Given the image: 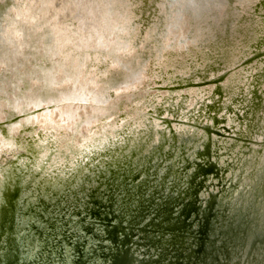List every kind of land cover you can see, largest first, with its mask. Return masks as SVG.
Returning a JSON list of instances; mask_svg holds the SVG:
<instances>
[{
    "label": "rangeland",
    "instance_id": "obj_1",
    "mask_svg": "<svg viewBox=\"0 0 264 264\" xmlns=\"http://www.w3.org/2000/svg\"><path fill=\"white\" fill-rule=\"evenodd\" d=\"M10 1H14L15 4L18 2L26 4L27 1L29 4L30 2L29 9H21L23 11L29 10L28 14H26V19L29 20L37 15V19L41 21L40 19H43L46 13L48 15V24H51V21L52 24H54V21L50 20L49 16L52 13L43 12L45 11V2H40L41 0ZM115 1L105 4L104 7L110 10V7L113 6L112 12L118 14V11L115 10L118 4H115ZM4 2L5 0H0V4ZM240 2L239 0H232L231 5L234 8L236 7L237 11L239 9L237 14L241 13L243 15L240 24L245 26L247 23L246 25L249 26L248 29L252 28L251 35H249L250 38L248 40L244 38L243 41H240L239 38H241L242 35L239 34V37L235 38L237 43L240 42L236 49L237 52L235 51L238 58L234 59L233 57L231 60L232 62L226 60L220 61L219 55H215V63H213L214 67L212 68L206 66V60H202V57L196 59L195 51L197 49H188V53L185 51L186 53L179 58L181 62L175 60L177 58L176 56H171V60L169 61L166 49L171 51L174 47L172 48V41H170L172 37L166 36L167 30L169 29L165 27L167 21H169L168 17L166 22L164 18L161 20L160 15L163 13L164 16L162 7L155 10L157 15L149 12L141 14V9L139 7L140 2L136 0L131 5L130 9L129 7L126 9V0H124V17L126 16V19L119 18L122 22L118 25L123 27L121 31L122 34H115L114 36L113 33H110L108 38L105 34L106 32L100 34L102 37L97 36V39H102L99 40L101 43H97L98 40L94 37L92 32H87L88 35L85 36V31L79 32L76 29V35L72 37L70 35L72 33L70 28L71 26L74 27L75 22L72 19L71 23L70 17H66L64 20L59 17V24L60 26L62 25V29L64 28L61 34L65 37L71 36L72 39L68 40L66 38L64 46H66L67 49L64 46L60 48L62 45L59 43L56 44L60 52L53 54L52 51L48 50L47 42L42 40L43 34H46V32L39 28L43 25H38L36 28L39 29L41 37L40 35L36 36L38 38L36 48L33 49L29 47V49H27L24 46L25 57L22 58L23 61H27V69L34 72L33 77H29L26 70H22L23 68L21 67H18L19 73L11 72V66L14 65L15 62H11L12 64H9L7 68L0 70V167L2 166L0 171V187L1 184L7 183L10 180L12 177L10 172L19 174V176L22 177L20 180L21 183H27L30 180L32 170H39L38 172L40 173L35 175V177H33L34 179L32 178L33 180L28 182L29 188H26L24 191V194H31V192H33V195L21 201V204L24 202L25 206H28V203H30L29 205L33 207L32 209L40 208L36 205L39 204L38 198L40 196L46 198L43 194L44 190H53L54 188L49 186L46 187V185L54 183V180L51 181V175L55 173L53 171L55 170V166H51L50 163L53 161L54 153H57V151L54 149L55 147L49 146L52 154L48 156L49 151L44 153L45 147H38L39 143L41 144V138L45 139L47 136L45 129L41 127V119H44L47 114H49V110H55L58 107L57 103L60 102L58 110L49 114L54 118H58L60 121L63 119L59 117L60 110L67 109L68 105L64 104V100H61V98L57 97L56 101H53L52 95L49 96L47 94V97L45 94H42V99L39 98L37 106H35L33 102L27 101V96H29L31 90L29 87L24 86L22 79L27 78L30 87H32L31 85L33 83L42 86L45 79L42 77L50 79L51 86L55 88L70 86V82L66 77L60 83H55V80H53V78L55 79L58 76L62 77L65 75L63 67L57 64L60 59H65L64 63L68 66L66 69L68 75H71L72 71H74L79 75V81L87 82V89L82 93L85 95L86 99L84 101H79L77 99L73 101L70 100L68 103L72 105V109L76 112L74 120L70 122L64 119L65 121L62 120L59 122L60 127L69 128L71 125L74 126L75 123L78 122V128L81 131L93 125L92 119L88 120L86 118L85 120L88 121L85 123V121L80 118L82 116L84 118V110L87 111L88 114L94 113L89 110L91 103L94 107H105V109L111 107L110 110H112V112L108 113L110 115L109 118L113 120L114 125H117L116 128L119 127L118 131H114L115 133L113 135L115 136L112 137V140L116 139V144L123 143L124 136L128 134L127 129L138 123L139 126H137L136 129H141L142 131L135 133V136L144 135L145 131L146 133L149 130L152 131L154 140L152 143L150 142L151 146L148 147V149L145 148L142 153L131 155V151L129 150L130 145L128 144L125 148H119L116 151L121 161L119 166H112L113 169L117 171V174H115L112 180L113 184L120 182L122 179L128 183L127 187L136 185L139 180L142 181L143 179L152 180L149 181L152 183L156 181L155 178L161 180L162 176L166 174L167 165L175 159L177 152H182V148L187 150L182 156H188L191 160L198 163L207 160L205 155L196 156V151L193 149L194 147L186 149V147L194 144L192 142L194 137H199L195 143V145L198 144L199 146H195V148L201 152L204 151V144H202V142L206 139L210 140L209 149L211 160H214L217 156L220 161L224 158L231 160L232 158L230 157L237 155L236 152L239 150L246 151L250 148L262 149L264 145V0H249L247 4ZM59 3L58 5L55 4V10L50 8L55 14H59V12L61 14L66 1L59 0ZM16 5L19 6V4ZM21 6L23 8L25 5L23 6L21 4ZM8 10H10L12 14L15 12L11 6ZM126 10L129 11L128 15H126ZM41 14L42 17H40ZM241 14H238L239 17ZM116 17L117 15L115 18ZM23 18L24 17H22V19ZM111 18L113 24H115L116 20L113 19V17ZM47 19L45 16V20ZM75 20L78 24L76 26H79L80 21L77 16ZM19 22L21 21L19 20ZM1 27H3L2 23ZM56 32L57 31L54 29L53 33L55 36L59 33ZM14 35L16 34L14 33ZM178 36L175 35V39H178ZM183 38L185 37L183 36ZM86 40L88 41L86 42ZM115 40L114 49H117L118 55L121 56L120 60L124 64H121L122 62L119 60H109L106 55H103L102 57L106 60L104 67L107 70L113 68V71L109 73L116 70L123 71L124 74L120 75H125L122 79L124 81H122V83H115L112 80L106 83L99 79V81L95 83L94 80L100 78L98 77L100 74L96 70L95 65V60L98 56L96 50H100L101 53L113 50L109 45ZM26 41H30L29 37L26 38ZM124 41L130 48L129 55L122 54L123 49L120 47ZM159 51H161L162 54ZM175 51L178 52L177 49H175ZM198 51L200 52V50ZM202 53H200V56L203 55ZM91 54L93 61L90 56ZM80 55L84 56V59L81 58L82 61L91 60L92 62L88 65L86 64L87 62L82 63L79 68L78 59L82 57ZM34 56L36 58H33ZM18 59H21V57ZM181 63L186 66L184 69L182 66L179 67ZM126 65L129 67L127 68ZM49 68L50 70L46 73L45 71ZM105 68L102 69L103 77L106 76L105 73L107 74V72L104 73L106 70ZM41 69H43V71ZM21 72L24 75L23 78H21L23 76ZM48 73L50 74V78L47 76ZM232 78L234 80L233 83L231 82ZM11 81H14V83ZM46 81L47 80H45V82ZM75 85L78 87L77 83H75ZM100 85L109 87L108 96L107 98L106 96H102V98L96 100L94 96L90 95L88 92L90 90L91 92H97L98 89L102 88L99 87ZM77 91L81 94L79 90ZM134 96L137 99L135 98V100H133L132 97ZM258 96L260 98H258ZM46 100L48 101L47 103ZM258 101H260L263 107L259 113L262 118L260 122V124H262V132L260 134L250 131L251 127H249V124L252 123L249 119L251 111ZM115 102L121 105V107H116V105L113 104ZM127 102H129V104L131 103V106L134 105L135 108L130 110V106ZM12 104L17 105L18 108H12ZM106 106L109 107L106 108ZM27 109L30 111L26 112ZM133 111L140 112L139 116H141V118L135 119L130 117L131 124L128 123L129 121H125L122 125L125 115ZM34 117L35 122L33 120ZM109 118H107V120ZM116 128H114V130ZM125 128L126 130H124ZM172 132L176 135L175 146L177 150L175 151L173 147L169 146V144L173 143ZM4 134H8L9 137ZM193 134L194 136H192ZM144 137H146V135H144L143 138ZM164 137L167 142L162 145V152L171 151L174 155L170 158H167L166 155L163 154L162 156H153L150 151L151 148L158 145L159 142L165 141ZM181 138L187 139L184 142ZM118 139H120V141H118ZM76 143H79V141H76ZM129 144L131 143L129 142ZM110 146L111 144L109 147ZM107 150L108 155L105 154ZM79 161L80 164L78 168L80 174L77 175L71 188L77 191L76 197L80 198V200H83V198L85 200H90V196L86 194V190L80 192L79 188H86L88 186L87 178H85L86 176L92 174L98 177V169L107 168V164L111 161L110 148L102 147L96 150V152L91 151L88 156H80ZM36 165L44 167L43 170L42 167H36ZM72 166H75V163H73ZM176 166L177 165L173 163L172 168ZM109 167L111 166L109 165ZM142 167L147 168V174L137 170ZM123 168H125V173H122ZM128 168L133 169L134 173H132V175L138 174L133 181H130L132 175L129 174ZM191 171L192 168L187 170L188 173ZM72 172H68L67 175H70ZM2 173H5V176L2 175ZM107 174L108 178H110L111 174L109 171ZM173 176L174 175L171 173L166 177L163 189L165 191L162 197L159 198L157 194L153 196L152 199L154 202L151 205L154 208L148 205L145 211L143 210L145 213L142 211L144 215L142 221L135 225L139 230H136V228L134 229L133 226V218L138 214V209L135 205H130L132 209L125 217L126 220L131 221L128 225L133 226L132 232H134V236L128 238L138 243L144 241V243L137 245L135 255L147 258L151 256V259L154 260L151 264H168V260L173 259V256L170 254L175 253L171 245L163 243V246H167V249L170 251L166 254L165 259L162 260L164 256H162L161 251L163 250L160 245V241L164 238L165 240H169L170 237L173 236L172 233L162 228V226L166 225V222L162 220L161 207L164 203L162 204L161 202L166 199V197L171 196V194L174 197L183 195V192H180V195H178V179H173ZM208 177V180H210L209 182H211L208 189L213 192H218L219 186L216 183L217 179L214 178L213 175H209ZM68 178L71 179V177ZM183 178L179 180V184L182 186L181 188L185 189L186 185ZM48 180H50V183L47 182ZM110 180L111 178L108 181L110 182ZM65 182L66 180L63 179V186L60 185L62 192L65 193L64 202L63 199L60 201V207L62 209L58 210V206H55L53 212L49 213V215H54L52 220H54L55 224L53 226L45 225V233L43 232L41 236L35 233V229L30 228L31 223L33 221L35 222V217H31V211L29 210L30 212H28L23 206L26 212L25 214L23 213L20 218H17L20 219L19 221L22 220L19 230L20 233L15 234V236L20 235L16 237L18 239L16 240L18 242L17 247L23 254H27V260L31 262V264H110L112 260L107 257V254L109 249L114 247V244L108 237V230H110V227L105 225L107 223L104 218L105 215L97 217L98 214L96 211L92 212V206L96 205L90 201L75 206L74 204L77 199L74 194H70L68 199L67 196L71 190H64ZM94 182L93 180V184ZM116 186L118 187L119 185ZM120 186H122V184ZM173 189L174 191H172ZM202 189H204V187ZM110 191L111 190H106V193H110ZM201 191L202 190H200V192ZM203 192L204 194L202 195L207 197V192ZM92 193L96 192L93 191ZM146 193L144 197L148 199V194L150 192L146 191ZM49 195L52 197V193L49 192ZM131 201L136 202L133 199ZM149 201L150 198L144 203H149ZM203 201L204 199H202L204 205ZM136 204H138V202H136ZM174 214H176V211ZM107 216L111 218L110 214ZM192 216L193 213L190 214V217ZM189 220L190 218H187L186 222H189ZM39 223L45 224L44 222ZM109 223L115 224L116 220L113 218L109 220ZM123 223L126 224V222ZM22 225H25V227L22 228ZM159 225L161 227H159ZM190 225L191 226L186 230L187 232L183 231L184 252L188 251L185 246L187 247V242L191 241V235L196 228L193 223ZM142 227L147 230L146 233L140 230ZM189 232L191 233L190 236L188 235ZM140 236H145V239L142 240ZM117 237L122 238L123 236L118 232ZM180 238L181 237H179V239ZM0 239L3 240V237ZM6 244L5 242V247ZM135 245L133 242L130 243V247L132 248L135 247ZM94 248L96 253L92 255V249ZM0 252H3V249H0Z\"/></svg>",
    "mask_w": 264,
    "mask_h": 264
},
{
    "label": "water",
    "instance_id": "obj_2",
    "mask_svg": "<svg viewBox=\"0 0 264 264\" xmlns=\"http://www.w3.org/2000/svg\"><path fill=\"white\" fill-rule=\"evenodd\" d=\"M134 1L135 0H127L126 5L129 7V9L131 8V5L134 3ZM136 1L140 2L139 7L141 9V14L144 12L156 14L155 10H158L160 9V7H162V9L164 10V16L163 13L162 15H160L161 20L164 18L166 22L168 17L169 21H167L165 27L169 29L167 30L166 36L172 37L170 41H172V48L174 47L178 50V52L176 53L177 58L175 59L178 62H181L179 58L181 55L186 53V49H197L195 51L196 59H200L199 57H202V60L204 59L205 50H200V47H203L202 44L204 43V38H206L205 35L207 34V28L205 22L210 21L208 17L213 16L211 22L214 23L213 27H211V29L209 30L208 35L222 30V25L223 23H225V20H222L224 19L223 17L226 11L225 4L227 0L224 2L225 4L223 7H219L217 5H221L224 0H206L210 1V3L214 2L213 4H216V8L212 13L205 15L204 19L202 17L204 16V12L198 17L191 16L189 13L191 9L193 10V8L191 7H189L190 9H188V12H185V9L183 10L182 7L179 10L180 12H178L176 10L178 4H176L174 0ZM228 1L232 2V0ZM10 4H12V2L9 0L7 7ZM16 4H19L20 9H29L28 1L26 2V4L19 2ZM21 4L25 6L22 8ZM115 4H118L115 7V10L118 11V14L114 13V15L112 16L116 21L115 24L111 25L110 31L114 32V34H120L123 27L118 26L120 22H122V20L119 18H126V16L124 17V0H116ZM9 7L7 8V10L9 9ZM202 10H204V8L200 9V12ZM128 13L129 11H127V15ZM116 15L117 17L115 18ZM40 17H42V14ZM8 23H10V21ZM85 32L84 35L87 36L88 31L86 33ZM111 32L107 33L106 31L107 34H105L107 38L108 34H110ZM175 35L178 36V39H175ZM183 36L185 38H183ZM79 39L81 38L79 37ZM239 40L242 41L241 38H239ZM21 43H24L26 48L28 45L32 46L31 43L25 41V38L22 41H19L17 43L16 50H14V54L10 58H6V65H9L14 55L15 57L18 56V58L21 57L20 60L25 57V51H23L22 47L20 46ZM239 44L240 42L236 43V46L238 47ZM198 50H200V52ZM96 51L98 53H101L100 50ZM111 53L112 54L110 55L112 57V60L117 61L119 56L117 53V49L115 50L113 48ZM200 53H202L203 55L200 56ZM235 54L236 53H234V55ZM232 59L233 57H231V60ZM223 61H225V59ZM226 61L228 60L226 59ZM113 74H117L115 75V77L118 76V73ZM122 79L123 77L118 78L114 82L122 83V81H120ZM135 98V96L132 97L133 100H135ZM258 98L260 97L258 96ZM127 103L129 104V102ZM107 107L109 106H106V108ZM132 107L134 108V105H132ZM262 108V104L260 102H256L253 106L249 118L252 122L249 124V127H251L250 131L255 132L256 134H260L262 132V124H260L262 118L259 114ZM89 117L90 116L88 115V120ZM74 118L72 120H74ZM80 118H82L85 123L88 121L85 120L86 118H83V116ZM140 118L141 117H139L138 119ZM128 123H130V121ZM137 126H139V123L127 129L128 134H126L127 136H124V141L122 144H116V139L112 140V137H107L108 141L103 146L101 145L99 147L95 146L93 148H83L80 156L88 155L91 151L96 152V150L102 147L110 148L111 161L107 164V168L98 169V177L92 174L86 176L85 178H87L88 186L86 188H79L80 192L86 190V194L90 196V200H85L84 198L83 200H80V198L76 197L77 191L71 188V186H73L72 183L77 178V175L80 174V170L78 167L70 175H66L64 177V179L66 180L64 184V190H71L67 196L68 199L70 194H74L77 199L74 204L75 206L90 201L91 203L96 205L92 206V212L96 211V213L98 214L97 217H99L100 215H105L104 218L107 221L105 225L110 227V230H108V237L113 242L115 247H111L107 254V257L112 260L110 264H151L154 261L153 259H151L150 255V257L148 258L138 257L137 255H135L137 251V245L140 243H144V241L138 243L130 240L128 237L134 236L132 228L134 226L135 229V225L142 221V218L144 216L143 213H145L144 211L146 207L154 202V200L152 199L153 196L157 194L159 198L162 197L165 191L163 189L166 177L171 173L174 175L173 179H178V195H180V192H183V195L180 197H174L171 194V196L166 197V199L162 200L161 202L162 204H165H163L161 207V215L162 220L166 222V225L162 226V228L173 234V236H171L169 240H165L164 238L162 241H160V245L162 246V250L164 251H161L162 256H164L163 258L159 254L162 260L165 259L166 254H168L170 251L169 249H167V246H163L164 243L167 245H171L173 247V250L175 251V253L170 254L171 256H173V259L168 260V264H264V145L262 146V149L250 148L246 151L239 150V154L238 152H236L237 155H235L234 157H230L232 158L231 160L224 158L222 159V161H220L218 156L214 160H211L209 149L211 143L210 140L206 139L204 140V142H202V144H204V151L201 152L197 150V148H195V146H199L198 144L195 145L199 137H194L192 139V142L194 144L186 147V149L194 147L193 149L196 151V156L205 155L207 160H203V162L198 163L191 160V158L188 156H182V154L187 152L185 148H182V152H177L175 155V159H173V161H171L167 165L166 174L162 176L161 180L155 178L156 181L152 183L149 182L152 180L143 179L142 181L139 180L136 185L128 187V183H126L124 179L120 180V182L116 184H113L112 180L114 179L113 177L115 176V174H117V171H115L112 166H119V163L121 161L118 158V154L116 153V151L119 148L123 149L126 146L130 145L129 150L131 151V155L135 153H142L145 148L148 149V147L151 146V143L154 140L151 130L147 131V133L146 131L144 132V135H146V137L144 138V135H139L138 137L135 136V133L142 131L141 129H136ZM124 130H126V128ZM192 136H194V134ZM172 138L173 143L169 144V146L173 147L175 151L177 150L175 146L176 135L173 132ZM74 139L76 140L75 137ZM77 139L81 141L79 136L77 137ZM181 139H183L185 142L187 138ZM129 142L131 144H129ZM165 142H167L166 139L163 142H159L158 145L153 146L150 150L151 154L153 156H162L163 154L166 155L167 158L173 156L174 153L171 151H166L164 153L162 152L161 148ZM110 144L111 146L109 147ZM49 146L53 148L55 147V145H52V143ZM107 152L108 150L105 152V154L108 155ZM69 154H71L73 157L68 155L67 153V155L64 156V164H62L61 166L55 159H53L50 165L55 166V168H57L56 170H58V173H60L64 171V169L66 170V168H68L70 164H80V157L75 156V153L73 151ZM173 163L177 166L172 168ZM109 165L111 167H109ZM43 168L44 167H42V170ZM189 168H192V171L188 173L187 170ZM128 170L129 174L132 175V173H134L133 169L128 168ZM137 170L140 172H144L145 174L148 173L147 168L144 167H142L141 169L138 168ZM108 171L111 174L110 182L108 181L110 178H108L107 176ZM124 171L125 168L122 169V173H125ZM39 173L40 172H36L35 175H38ZM2 175L5 176V173H2ZM10 175L12 176H10V180L7 183L1 184L0 187V238L3 237V240L0 239V249H3V252H0V264H31V262L27 260V254H23L22 251L17 247L18 242L16 240L18 239L16 237L20 235L15 236V234L20 233V225L22 224V220L19 221L20 219L17 218H20V216L23 213L25 214L26 212V210L24 209L25 204L24 202L23 204H21V201L30 196L29 193L24 194V191L26 190V188H29L28 182L33 180V177H35V175H32V177L30 176V180L27 183H21L20 180L22 177H20L16 172L14 174L10 172ZM137 175V173L133 174L130 178V181H133ZM209 175H213V177L217 179L216 183L219 186L218 192H213L212 190L208 189L210 186L209 184L211 183L209 182L210 180H208ZM68 177H71V179ZM182 178L186 185L185 189L181 188L182 186L179 184V180ZM59 179L60 178H57L53 184L46 185V187L49 186L54 188L53 190H44L43 194L46 198H42L41 196L38 198L39 204H37L36 206H39V209H32L33 207H30V211L32 213L31 217H35V222L33 221L31 223L30 228L35 229V233H38V235L40 236L43 234V232L45 233V225L53 226L55 224L54 220H52V217H54V215H49V213L53 212L55 206H58V210L62 209L60 207V201L63 199L64 202L65 193H63L60 188L61 186H63V179L62 181ZM93 180L95 181L94 184ZM47 182L50 183V180H48ZM121 184L122 186H120ZM116 185L119 186L117 187ZM203 187L204 189H202ZM106 190L111 191L110 193H106ZM200 190L202 191L200 192ZM93 191H95L96 193H92ZM146 191L150 192L148 194L150 201L149 203H146L147 205L144 203L149 199L144 197V194H147ZM172 191H174V189ZM203 191L207 192V197L205 195H202L204 194ZM49 192L52 193V197L49 195ZM201 196L202 199H204V205L202 203ZM132 199L138 202V204H136V202H132ZM130 205H135L138 209V214H136L133 218V226L128 225L131 221L125 219L126 215H128L129 211L132 209ZM151 207L153 206L151 205ZM175 211L176 214H174ZM191 213H193L192 217H190ZM109 214L111 215V218L107 216ZM113 218L116 220V223H109V220ZM187 218H190L189 222H186ZM39 222H44L45 224H40ZM123 222H126V224ZM191 223L196 226V230L194 229L192 235L189 232L188 235H191L192 238L190 242H187V247L185 246L188 251L184 252L185 249L183 246V231L187 232L186 230L191 226ZM24 227L25 225H22V228ZM159 227L161 226L159 225ZM136 230H139V228H136ZM140 230L144 233L147 232V230L143 227ZM118 232L123 236L122 238L117 237ZM179 237H181L182 239H179ZM140 238L144 240L145 236H140ZM5 242L7 243L6 247L4 246ZM131 242H133L134 245L136 244L135 247H130ZM95 253L96 250L94 248L92 249V255H94Z\"/></svg>",
    "mask_w": 264,
    "mask_h": 264
},
{
    "label": "bare ground",
    "instance_id": "obj_3",
    "mask_svg": "<svg viewBox=\"0 0 264 264\" xmlns=\"http://www.w3.org/2000/svg\"><path fill=\"white\" fill-rule=\"evenodd\" d=\"M9 0H5L4 3L0 4V70H2L3 68H7V66L5 64V61L7 60L6 58H10L13 54H14V50H16V46L17 43L19 41H22L25 38L29 37L30 39V43L32 46L28 45L27 49H29V47H32L33 49L36 48L37 45V35H40L41 37V33L39 32V29L44 30L46 32V34H43L44 36L42 37V40L47 42V46H48V50L52 51L53 54L55 53H59V47L57 48L56 44H60L62 45L60 48H62L65 45V41L66 38L68 40L72 39L71 36L73 37L75 34V32H77V30L79 32L81 31H88L92 32L94 34V37L97 39V36H101L100 34H104L106 31L107 33L111 32V25H113V20H111L112 16L114 15L113 11V6L109 8H105V4L108 3H112L115 0H65L66 4L63 6V10L61 11V14L59 12V14H55L52 9L50 8H54V6L60 4L59 0H41L40 2H45L46 5L44 6L45 9L47 8V10L43 11V12H49L52 13L50 16V20L54 21V24H48V15L45 13L43 19H41V21H39L37 19V15L33 16L32 18H30L29 20L26 19V14H28L29 10H21L19 8V6L15 5V3H13L14 1H11L12 4H10L9 6H11L14 9V14H12V12L10 10H7V4H8ZM33 1V0H32ZM31 1V2H32ZM37 1V0H36ZM61 1V0H60ZM226 0H224L222 2L221 5H217V6H224V2ZM241 1V0H239ZM35 2V1H34ZM174 2L177 5L176 10L178 12H180L179 10L181 9V7L183 8V10L185 12H188L190 9L189 7L193 8V10L191 9L189 11L190 15L193 17H198L199 15H201L204 12V17L205 15H208L210 13L213 12V10L216 8V4L214 5L213 3H210V1H206V0H174ZM243 4H247L249 3V0H245V1H241ZM240 2V3H241ZM127 3V0H126ZM232 2L230 1H226V5H225V14L223 17L224 19L222 21L225 20V23H223L222 25V30H220L219 32L216 31L215 33H211L208 35L209 30L211 29V27H213L214 23L211 22V19L213 18V16L208 17L210 19V21L205 22L206 23V28H207V34L205 35L206 38H204V43L202 44V48L200 50H205V57L204 59L206 60V66H210V68L214 67L213 63H215V55H219L220 57V61L222 60H228L231 61V57L238 58L237 55V50H236V41H235V37H239V34H241V39L242 41L244 40V38H246V40H248L250 38L249 35H251V31L252 28L248 29V25L245 24V26H242L240 24V21H242L243 15L241 13H238L239 15L241 14V16L239 17V15L237 14V9L232 7L231 5ZM30 4V2H29ZM39 4V3H38ZM52 4V5H51ZM56 4V5H55ZM114 4V3H113ZM180 4V5H179ZM229 4V5H228ZM63 5V4H62ZM61 6V5H60ZM127 6V5H126ZM140 6V5H139ZM200 12V9H203ZM60 9V8H59ZM106 9V10H105ZM128 9V6L127 8ZM58 10V9H57ZM183 12V11H182ZM32 13V12H30ZM42 13V12H41ZM9 15V16H8ZM53 15V16H52ZM126 15H127V10H126ZM189 15V17H190ZM218 15V14H217ZM45 16L46 19L45 20ZM76 16L79 18V26L78 25L75 18ZM22 17H24L22 19ZM59 17H61L62 20L66 19V17H70L71 23H72V19L75 22L74 27L71 26V36L65 37L63 36L61 33L64 31V28L62 29L60 24H59ZM200 17V18H202ZM19 18V19H18ZM8 19V20H6ZM126 19V18H125ZM178 19V18H177ZM19 20L21 22H19ZM10 21V23H8ZM13 22V23H12ZM62 22V21H61ZM227 22V23H226ZM239 22V23H238ZM1 23L3 24V27H1ZM249 23V22H248ZM29 24V25H27ZM63 24V23H62ZM38 25H43L40 26L39 29H37L36 27ZM55 29L57 32H59L56 36L53 33V30ZM66 27V26H65ZM68 27V26H67ZM77 29V30H76ZM40 30V31H41ZM99 31V32H97ZM56 32V33H57ZM14 33L16 35H14ZM106 33V34H107ZM114 34V32H111ZM49 34V35H48ZM122 34V32H120V35ZM110 35V34H108ZM118 35V34H117ZM115 36V34H114ZM83 37V36H82ZM85 37V36H84ZM3 38V39H2ZM87 38V37H86ZM81 40V39H80ZM97 43H101L99 40L102 39H97ZM88 40H86L87 42ZM28 42V41H27ZM28 42V43H29ZM91 43V41H90ZM95 43V42H94ZM116 43V40L109 46H111V48H114V45ZM118 44V43H117ZM24 51V43H21L20 45ZM117 46V45H116ZM26 47V46H25ZM66 47V46H64ZM118 47V46H117ZM121 47L123 49V55L130 53V48L127 46V43L124 41L123 44H121ZM57 48V49H56ZM129 48V49H127ZM211 48V50H210ZM38 49V47H37ZM36 49V50H37ZM67 49V47H66ZM69 49V47H68ZM227 49V51H226ZM161 50V49H160ZM103 51V50H102ZM112 50L108 51V52H103V53H98L97 59L95 60V65H96V70L98 71V73L100 74V76L98 75V79L94 80L95 83H97L100 80L104 81V82H110V81H115L118 78H124L125 75H120V74H124L123 71L121 70H116L114 72L109 73L110 71H113V68L111 69H106L105 66V59L104 57H102L103 55H106L107 59H111L112 57L110 54ZM188 53V49L185 50ZM215 51V52H214ZM236 51V52H235ZM161 53V51H159ZM167 56H169V61L171 60V56H177V52L173 49L171 51L166 49ZM234 53H236L234 55ZM162 54V53H161ZM166 54V53H165ZM101 55V56H99ZM82 56V55H80ZM93 61V57L92 54L90 55ZM17 57V59H16ZM15 55L13 56V58L10 61V65L12 64L11 62H15L14 65L11 66V72H16L19 73V68H23L22 70H26L27 75L32 76L33 77V71L27 69V61H21L20 59H18V56ZM33 58H36L35 56ZM66 58V55H65ZM84 59V56L80 57L78 59V67L80 68V66L82 65V63H86L87 65L90 64L92 61H88L85 60L82 61V59ZM15 60V61H13ZM118 60L120 62H122L120 60V57L118 56ZM17 61V62H16ZM65 59H60L58 66H62L63 67V71L65 73L64 76H58L55 79L53 78V80H55V83H60L62 82V80H64V78L66 77V79L70 82V86H65L67 88H65L64 86H61L60 88H55L52 87L50 84V79H47L46 77H42L45 78L44 79V84L42 86L37 85L36 83H33L30 87L29 86V81L27 78H23L24 75L22 73V82L24 84L25 87H29L31 90V93L29 94V96H27V101L29 102H33L35 106H37V101L40 99H42V94H45V96L48 97V95H52V100L56 101V98H61V100H64V104L68 105V108L66 110H60V114L59 117L61 119V117L63 119H61L60 121L66 119V121H73L72 119L74 118V115H76V112L74 109H72V105L68 104L70 102V100H79V101H84L86 99L85 95H83V91L86 88V84L87 82L85 81H79L78 78V74L74 71H72L71 75L67 74L68 72L66 71L67 69V65L66 63H64ZM114 61V60H113ZM219 61V62H220ZM218 62V63H219ZM121 64H124L123 62ZM184 69L186 66L184 64L181 63V65H179V67H181ZM19 67V68H18ZM126 67L128 68L129 66L126 65ZM190 67V66H188ZM106 69L104 71L107 72V74L105 73L106 76L103 77L102 75V69ZM43 71V69H41ZM50 70L47 69V71H45L46 73ZM113 73H118V76L115 77V75L117 74H113ZM120 75V76H119ZM50 78V74L48 73L47 75ZM112 76V77H111ZM108 77V78H107ZM115 77V78H114ZM128 77V76H127ZM45 80H47L45 82ZM230 80V79H229ZM120 81H124V80H120ZM12 83H14V81H11ZM231 82L233 83L234 80L232 78ZM75 83H77L78 87H76ZM105 83V84H106ZM99 87H102L101 89H98L97 92L93 91L91 92V90L88 92L90 93V95L94 96V99L99 100V98H102V96H106L107 98V94H108V90L109 87H104L103 85H100ZM42 90V91H41ZM79 90L81 92V94L77 91ZM50 93V94H49ZM48 94V95H47ZM41 96V97H40ZM47 99V98H46ZM44 100V99H43ZM48 101L46 100V103ZM96 102V101H95ZM260 101H258L259 103ZM60 102L57 103L58 107L51 111L49 110V114L51 112H55L58 110V108L60 107ZM97 104V103H96ZM114 105H116V107H121V105L117 104L116 102L113 103ZM131 104V103H130ZM129 104V109L133 110V107ZM133 104V103H132ZM11 107H16L18 108L17 105L12 104ZM84 108V107H82ZM86 108V107H85ZM135 108V107H134ZM110 108L105 109L104 108H100V107H94L91 103H90V111H93V114H88L87 111H84V118H87L88 115L90 116L89 119H92L91 121H93V125H91L90 127L86 128V129H82L80 131V129L78 128V122L75 123L74 126H70L69 128H62L59 126V120L58 118H54L52 115L50 116L49 114H47V116L44 119H41V123H42V128L45 129V132L47 133V136L44 138H41V144L39 143L38 147L41 146L42 148L45 147V152H48V156L52 154V152L50 151L49 145H55V148L57 153L55 152L54 154V159L59 163V165L61 166L62 164H64V159H65V155H70V152H74L75 156L80 157L83 148H93L95 146H103L107 141L108 138L107 137H114V131H118L119 127L116 128L117 125L113 124V120L111 118H109V114L111 113L112 110H110ZM30 111V110H26ZM48 112V111H47ZM139 113L138 111H133L131 112V114L127 113V115H125L122 124L129 120L130 121V117H135L136 119H138L139 117ZM107 118H109L107 120ZM34 122H35V117H34ZM65 121V120H64ZM91 123V122H89ZM121 125V124H120ZM94 127V129H93ZM114 128H116L114 130ZM52 129V130H51ZM86 130V131H85ZM73 134V135H71ZM5 136H8V134H4ZM74 136L76 138V140L74 139ZM80 137L81 141L79 139H77V137ZM9 137V136H8ZM43 137V136H41ZM40 139V140H41ZM36 140V139H35ZM76 141H79V143H76ZM118 141H120V139H118ZM124 141V140H123ZM3 142V141H2ZM122 144V143H120ZM57 146V147H56ZM48 148V150H47ZM1 151V149H0ZM88 156V155H87ZM73 157V156H72ZM79 164L72 166V164H70L68 166V168H66V170L64 169V171L58 173V170H56L57 168H55L54 171V175H51V181L54 180V182L56 181L57 178H60L59 180L62 181V179H64V177L67 175L68 172H72L74 171ZM34 166V165H33ZM36 167H42L39 165H36ZM2 166L0 167V171H1ZM62 169V168H61ZM36 172L38 173V170H32V173L30 174V176L32 177V175H35ZM53 186V185H52ZM32 191V190H31ZM30 194V193H29ZM33 195V192H31L30 196ZM29 196V197H30ZM30 203H28V206H25V208L27 209V211L29 212L30 210Z\"/></svg>",
    "mask_w": 264,
    "mask_h": 264
}]
</instances>
